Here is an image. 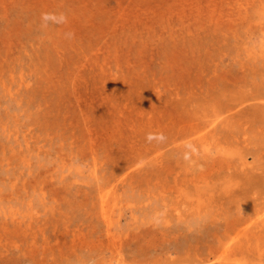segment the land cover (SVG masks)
Returning <instances> with one entry per match:
<instances>
[{
    "label": "rangeland",
    "instance_id": "1",
    "mask_svg": "<svg viewBox=\"0 0 264 264\" xmlns=\"http://www.w3.org/2000/svg\"><path fill=\"white\" fill-rule=\"evenodd\" d=\"M0 264H264V0H0Z\"/></svg>",
    "mask_w": 264,
    "mask_h": 264
},
{
    "label": "bare ground",
    "instance_id": "2",
    "mask_svg": "<svg viewBox=\"0 0 264 264\" xmlns=\"http://www.w3.org/2000/svg\"><path fill=\"white\" fill-rule=\"evenodd\" d=\"M101 198H102V202L105 203L106 200H107V198H106L104 195H102ZM259 216H261V215H259ZM258 218H259V217H258ZM248 226H249V225H248ZM241 233H242V232H241ZM244 234H245V232H244ZM246 235H247V233H246ZM248 235H250V233H249Z\"/></svg>",
    "mask_w": 264,
    "mask_h": 264
}]
</instances>
